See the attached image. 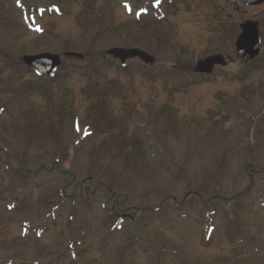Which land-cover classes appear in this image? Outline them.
<instances>
[{"label": "rangeland", "instance_id": "374dc122", "mask_svg": "<svg viewBox=\"0 0 264 264\" xmlns=\"http://www.w3.org/2000/svg\"><path fill=\"white\" fill-rule=\"evenodd\" d=\"M14 1L0 0V264H264V3ZM247 19L249 64L234 49ZM115 46L157 62L123 66ZM40 52L63 56L53 77L21 60ZM218 52L220 72L194 74Z\"/></svg>", "mask_w": 264, "mask_h": 264}, {"label": "water", "instance_id": "95a60500", "mask_svg": "<svg viewBox=\"0 0 264 264\" xmlns=\"http://www.w3.org/2000/svg\"><path fill=\"white\" fill-rule=\"evenodd\" d=\"M247 5H257L264 2V0H235ZM257 22L247 21L241 25L242 32L236 40V49L239 54H241L247 62H249L258 52L254 49V46L258 42V29ZM107 54L119 59L121 63H125L126 60L138 57L146 63H153L155 61L154 57L147 52L137 49V48H122V47H112L106 51ZM66 55L76 56L81 58L80 54L66 53ZM24 62L30 66L34 67L35 70L45 76H52L54 70L60 65L61 60L58 55H53L49 53H42L37 55H26L23 58ZM215 64L224 65L225 61L222 55L208 56L204 60L197 62L195 68L198 72L210 73L212 67Z\"/></svg>", "mask_w": 264, "mask_h": 264}, {"label": "trees", "instance_id": "16d2710c", "mask_svg": "<svg viewBox=\"0 0 264 264\" xmlns=\"http://www.w3.org/2000/svg\"><path fill=\"white\" fill-rule=\"evenodd\" d=\"M15 1H16V0H15ZM52 6H53V7L50 6L51 8L49 7L51 13H54V14H56V15H57V14H58V15H62V13H61L60 10H57V11L55 10V6H56L55 4H53ZM41 11H42V10H41ZM41 11H40V12H41ZM140 16H142V15H140ZM140 16H139V17H140ZM139 17H137V18H139ZM140 19H141V17H140L138 20H140ZM259 60H260V59H258V61H259ZM257 68H263V67H260V66H259V67H257ZM103 95H106V94L103 93ZM179 121H181V120H179ZM183 124H184V123L181 121L180 123L177 122V123L175 124V126H179V125H183ZM250 174H251V173H250ZM250 176H251V175H250ZM210 237H212V234L210 235Z\"/></svg>", "mask_w": 264, "mask_h": 264}, {"label": "snow or ice", "instance_id": "6c2138e0", "mask_svg": "<svg viewBox=\"0 0 264 264\" xmlns=\"http://www.w3.org/2000/svg\"><path fill=\"white\" fill-rule=\"evenodd\" d=\"M157 2H158V0H157Z\"/></svg>", "mask_w": 264, "mask_h": 264}]
</instances>
